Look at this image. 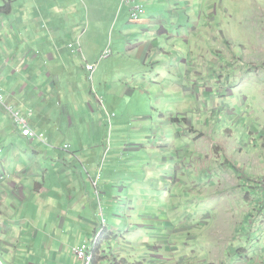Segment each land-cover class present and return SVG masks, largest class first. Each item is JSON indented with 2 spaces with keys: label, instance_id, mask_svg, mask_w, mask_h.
<instances>
[{
  "label": "rangeland",
  "instance_id": "1",
  "mask_svg": "<svg viewBox=\"0 0 264 264\" xmlns=\"http://www.w3.org/2000/svg\"><path fill=\"white\" fill-rule=\"evenodd\" d=\"M135 1L145 7L141 19L154 15L159 24L147 35L143 31L149 25L133 23L130 11L106 34L95 36L99 44L105 37L114 64H102L98 74L105 80L100 85L85 77L90 92L77 102V94L70 92L74 84L68 79L74 78L68 64L86 76L81 54L86 45L83 49L81 44L89 42L88 30L96 26L92 2L0 0L4 95L33 78L23 94L28 99L39 88L38 80L56 81L57 107L46 125L64 130L62 138L42 144L51 148L53 158L34 155V164L25 163L34 168L43 164L51 193L34 192L26 205L7 203L25 216L24 257L16 258V264H81L74 248L91 245L94 232L105 229L110 235L102 237L99 250L106 260L100 264H115L114 251L127 264H207L215 247L220 249V254L214 249L215 264L225 247L240 263L248 256L246 249L243 254L239 250L242 229L246 237L252 230L264 232L259 200L264 179V0ZM29 4L38 8L29 16L34 19L26 16ZM171 10L182 15V28L171 26L178 24ZM163 28L170 33L160 34ZM28 38L33 43L29 48L24 46ZM51 42L56 49H70L56 50L54 60L45 58L54 51ZM147 42L155 46L143 63L133 51ZM25 50L24 62L14 63L15 54L20 57ZM189 52L202 69L194 81H185L191 89L185 97L180 80L187 77L182 64L189 62ZM89 65L98 63L86 66L94 72ZM2 116L8 126L11 118ZM64 157L68 170L61 172ZM247 212L249 228L244 225ZM36 226L38 239L32 237ZM248 251L256 253L252 247ZM0 264H10L2 252Z\"/></svg>",
  "mask_w": 264,
  "mask_h": 264
},
{
  "label": "crops",
  "instance_id": "2",
  "mask_svg": "<svg viewBox=\"0 0 264 264\" xmlns=\"http://www.w3.org/2000/svg\"><path fill=\"white\" fill-rule=\"evenodd\" d=\"M122 1L123 0H90V2H92V4L95 6V11L93 13V19L95 18L96 26L92 30L91 28L90 30H88L90 34L92 35L91 38L88 39L89 41L88 43L81 44L80 39L77 41L78 44L82 45V48L84 45H86L85 46L86 52L85 53L81 52L82 58L85 61L84 63L85 71L84 72L86 73V76L85 74H79L77 68L72 69V66L68 64V72H70L71 70L73 73V78H74L73 82H71L68 79L69 84H74V88H72L70 92L71 93L74 92L75 94H77L76 95L77 102L79 101V96L83 95L84 93L90 92V90H88V80L86 81L85 77L88 78L91 82L92 80L95 79V81L98 82V85H100L101 80L103 79L105 80V78L103 79L101 78V74H98L100 67L102 66L103 63H108L112 65L114 64L113 55L109 57L107 56V58L100 60L103 52L106 50L107 47H110V46L105 44L106 43L105 37L101 44L95 43V36H98L99 34H106L109 28L111 27V24L114 22L117 23L119 19H120L119 20L120 22L124 18L125 14L130 16V10H129L130 8L126 5L123 6ZM142 1L144 3L145 2L150 3V0H142ZM172 3H174V1ZM37 9L38 8H36V6H31L30 4L27 5V12H26L27 18H29V16L33 14ZM171 13H172V17L178 20V24L174 22L171 26L172 27L179 26L180 28H182L184 26L182 15H179V13L174 12L172 10H171ZM86 17L88 18V20L91 21L90 14ZM29 19H34V18H29ZM139 23L149 25L150 28L144 29L143 31V33H146L147 35L148 33L152 32L151 29L155 25L159 24L157 19L154 17V15L151 17L145 16L143 19L139 21ZM165 24L167 25L166 22ZM52 30H53V27L51 28V31ZM169 33H170L169 29L163 28L160 34H169ZM84 35L82 39L84 38ZM183 37L185 38V36ZM30 40L31 38H28L25 41V44H24L25 47L29 48L30 44H33L32 42H30ZM154 44L155 43L150 44L147 42L145 46L141 47V50H134L133 57L145 63L148 57L150 56L151 52L154 51L153 49L155 46ZM52 45H53L54 51L45 53L44 54L45 58H50L54 60L55 59L54 54L56 50L61 52L64 49L65 50L70 49L64 45H58V49H56L55 45L54 44ZM93 47H95L94 49L95 53H92L91 51ZM157 52H159V49L157 50ZM28 53L29 51L25 50L20 55V57H18V55L15 54L13 62L22 64L24 60L26 59ZM70 53L75 54L77 52L70 50ZM188 56H189V59H188L189 62L187 63L184 60V62H186L185 65L181 63L184 66V68H187V77L182 78L180 80L181 82L180 85L183 87V90L181 91L183 93H187V94H184L185 97L186 95H188V93L191 90L190 87L185 85V81H188V80L190 82L194 81L193 76L195 75L201 76V71L199 70L200 68L202 69L201 61L195 62L193 52H189ZM73 57L75 59H78L77 56H72V59ZM201 58H203L202 55L200 57V60ZM72 59L69 58L68 62L72 61ZM94 63H98V66L96 67L94 72H89L86 66L88 64H94ZM71 64H75V63H71ZM28 66L29 64L26 65V68H28ZM192 68H193V73L191 74ZM78 74L81 76V78L77 79L75 78V76H77ZM189 74L192 77L188 76ZM181 77H183V75H181ZM180 78L177 77L174 82L170 83V84H173L171 86V90L174 89L175 83ZM33 81L34 79L31 78L30 82H25L23 86L21 85L22 86V88L20 87L21 90L27 89V87L30 86V83H32ZM143 82L144 84H147V85L149 84L147 83L148 81L146 79H144ZM38 83L40 84L39 88L36 87V90L34 92L30 91L28 99L26 98V96L25 97L23 96V94L26 93V90L24 92H22L21 90H13L12 93H9V94L5 93L6 103L8 104V106L12 108L13 111L18 112L21 116L26 117L30 126L35 131L43 132L48 142L49 141L54 142V140L62 138L64 136L63 129H60L57 126L55 130H53V129L48 128V126L46 125L47 121L52 120V116H51L52 109L57 107L56 105H53V102L55 100L54 93L56 92L57 82L54 80L50 81L48 79L46 81L45 79L44 81L38 80ZM70 86L68 88H70ZM95 98L99 100L96 96ZM72 102H73L72 100H68L69 104H71ZM63 105H65L64 100L63 98H61L59 100V106L62 107ZM2 114L8 115L11 118V122L8 124V126L3 125L2 123L3 116L1 117ZM21 131H22V128L20 127V125L16 123L13 114L9 110H7L6 107H3L2 105H0V174L1 172L2 173L5 172L10 175L9 178H6L5 176L4 180L0 182V252H2V254L3 253L5 254V259L10 264H16L17 263L16 258L24 257V242H25L26 232H25V216H22L16 207L10 208L7 203L12 202L13 205H15L16 202H18V203H21L22 205H26V200L32 199L29 197H33L34 192L37 193V196L41 194L48 196L51 193V190L48 188V186L44 184L47 179L46 173L48 172V170L43 168V164L37 162V165L34 168L31 165L27 166L25 163H26V159H28L30 160V162H33L34 164V160L36 157L38 158L45 157V159L53 158L54 152L52 151V155H51V150H50L51 148H46L45 145H42L45 142H42L39 139H32L27 136H24ZM66 144L68 143H65L64 145ZM34 155H36V157L31 158ZM66 158L67 157L61 158V160H63V163L59 165L61 172H64V170H68V160ZM63 166H65L66 169H62ZM19 168H20V171H19ZM9 169L16 170V173L14 174L10 172ZM41 179L44 180V182H41ZM259 200H260V205H261L260 209H262V216L264 217V194L263 193L259 195ZM257 204H258V201H257ZM248 213L249 212H247V214ZM39 218H40L39 221H41V219L44 221V218H42V216H40ZM32 222L33 221L30 220L28 222V225L31 226L33 224ZM216 223H218L217 220L215 221L213 225H215ZM87 225L94 226L91 222L87 223ZM244 225L245 226L247 225V227L249 228L247 224V220H244ZM47 228H49L48 224L45 225L44 229L47 230ZM211 228L208 230L209 234L212 233L210 231ZM83 229L85 232L87 231V229L85 228ZM39 230L40 229L36 226V229L34 230V234L32 236L33 238L35 239L39 238V232H38ZM97 231L98 230L94 232V235H96L97 233L101 234L102 230L100 232H97ZM245 231L246 230L244 227V229H242L241 231L242 232L241 238L242 237L243 238L242 239L240 238V242H239L240 249L239 250L243 254V248L246 249L247 253H245V255H248V256H246L245 258L243 257L242 262L236 263L235 262L236 257L228 256V253L226 251L227 248L225 247V249H223V252H222L223 258L221 257L222 259L219 260L220 264H264V232L261 231L262 233L256 234L254 231L252 232L250 236L246 237L244 234ZM140 240L142 241L141 238ZM242 242L244 243L242 244ZM248 244H250V247L246 246ZM251 247L253 250H256V253L254 255H249L248 253L249 252L248 250ZM215 248H218V247H215ZM214 249L210 250L211 254L209 257L211 261L207 264L216 263V260H214L215 258L213 257L214 255H216L215 254L216 251ZM218 254H220V249L218 250Z\"/></svg>",
  "mask_w": 264,
  "mask_h": 264
},
{
  "label": "built area",
  "instance_id": "3",
  "mask_svg": "<svg viewBox=\"0 0 264 264\" xmlns=\"http://www.w3.org/2000/svg\"><path fill=\"white\" fill-rule=\"evenodd\" d=\"M123 4L127 6H131V20L134 22H139L141 20V16L145 13L144 7L138 3H136L135 0H124ZM111 54V49L106 48V50L103 52L101 59L109 56ZM90 70L95 69V65H89L88 66ZM0 103L4 107H8L11 109L13 115L15 116V120L21 125L22 127V134L27 137L31 138H37L41 141H45L44 139V133L43 132H37L35 131L29 124L25 117L21 116L18 112H15L12 110L11 107L8 106V104L5 101V95L4 90L0 86ZM67 147V145H65ZM94 185H97V182L94 181ZM262 187L264 189V180L262 181ZM99 238V237H98ZM96 238L92 245L88 244H81L78 247L74 248V251L81 262V264H93L94 258H95V252L98 246L99 239Z\"/></svg>",
  "mask_w": 264,
  "mask_h": 264
},
{
  "label": "clouds",
  "instance_id": "4",
  "mask_svg": "<svg viewBox=\"0 0 264 264\" xmlns=\"http://www.w3.org/2000/svg\"><path fill=\"white\" fill-rule=\"evenodd\" d=\"M123 1H124V0H123ZM123 1H122V5L125 6V4H123ZM126 6H127V5H126ZM144 10H145V9H144ZM137 23H138V22H137ZM103 59H104V58H103ZM100 60H102V59H100ZM5 176H6V178H9V177H10L9 174H7V173H5V172H4V173L1 172V174H0V182H2V181L4 180V177H5ZM263 180H264V179H263ZM263 180H262V181H263ZM261 187H262V182H261ZM262 190H263V194H264V189H263V187H262ZM102 232H103V231H101V234H102ZM97 234H98V235H97ZM97 234H96L95 237H94V240H95L96 238L99 237V238H98V239H99V241H98V246H97V249H96L95 254H96V253H99V255H100L101 257H105V258H106V254H105V256L101 255V254H100V250H99V248L102 246V245L100 246V244H101L100 242H101V239H102V235L99 234V233H97ZM94 240H93V241H94ZM93 241H92V243H93ZM84 244H87V243H84ZM82 245H83V244H82ZM91 245H92V244H91ZM73 251H74V250H73ZM74 252H75V251H74ZM75 254H76V253H75ZM94 259H95V258H94ZM78 260H79V259H78ZM100 263H101V262H100ZM93 264H94V263H93Z\"/></svg>",
  "mask_w": 264,
  "mask_h": 264
},
{
  "label": "water",
  "instance_id": "5",
  "mask_svg": "<svg viewBox=\"0 0 264 264\" xmlns=\"http://www.w3.org/2000/svg\"><path fill=\"white\" fill-rule=\"evenodd\" d=\"M118 240H119V242L120 243H123L124 244V246H126L127 244V241L125 240V238H124V236L123 235H119V237L117 238ZM111 258H112V262H114L115 264L116 263H123V262H125L126 260H125V257H123V255H122V253L121 252H117V251H114L113 252V254H112V256H111Z\"/></svg>",
  "mask_w": 264,
  "mask_h": 264
},
{
  "label": "trees",
  "instance_id": "6",
  "mask_svg": "<svg viewBox=\"0 0 264 264\" xmlns=\"http://www.w3.org/2000/svg\"><path fill=\"white\" fill-rule=\"evenodd\" d=\"M44 142H46V140H45ZM66 145H67V144H66ZM247 215H248V216L245 218V220L248 221V217L251 216V215H249V214H247ZM129 232H131V231H127V233H129ZM252 232H254V231H252ZM103 234H104V235H103ZM101 235H102L103 239H104V238L108 239L110 234H108L107 230L105 229V231H103ZM100 243H101V244H100V246H101V245H102V239H101V242H100ZM104 258H105V257H101V256L99 255V253H96V254H95V259H94V264H99ZM105 260H106V258L104 259V261H105ZM116 264H118V263H116ZM119 264H127V262L125 261V262H123V263H119Z\"/></svg>",
  "mask_w": 264,
  "mask_h": 264
},
{
  "label": "bare ground",
  "instance_id": "7",
  "mask_svg": "<svg viewBox=\"0 0 264 264\" xmlns=\"http://www.w3.org/2000/svg\"><path fill=\"white\" fill-rule=\"evenodd\" d=\"M143 6V5H142ZM129 8H130V11H131V6H128ZM144 7V6H143ZM132 21V20H131ZM133 23H137V22H134V21H132ZM95 69H96V67H95ZM94 69V70H95ZM10 107V106H9ZM7 110H9L11 113H12V111H11V109H9L8 107H7ZM13 114V113H12ZM14 116V115H13ZM24 117V116H23ZM26 118V117H25ZM14 119H15V116H14ZM16 121V120H15ZM16 123L18 124V125H20L17 121H16ZM29 124V123H28ZM20 127H21V125H20ZM22 128V127H21ZM29 138H31V137H29ZM32 139H37V138H32ZM44 139L46 140V137H45V134H44ZM41 141V140H40ZM42 142H44V141H42ZM66 147V146H65ZM66 148H68V146L66 147ZM93 184H94V182H93ZM95 186V185H94Z\"/></svg>",
  "mask_w": 264,
  "mask_h": 264
}]
</instances>
